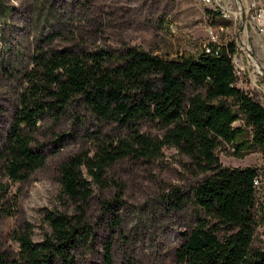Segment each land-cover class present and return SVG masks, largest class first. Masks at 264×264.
<instances>
[{
  "label": "rangeland",
  "instance_id": "1",
  "mask_svg": "<svg viewBox=\"0 0 264 264\" xmlns=\"http://www.w3.org/2000/svg\"><path fill=\"white\" fill-rule=\"evenodd\" d=\"M262 5L264 0H0V148L27 75L36 71L35 56L49 49L80 54L134 46L172 59L196 56L210 43L233 41L237 85L264 107V32L250 17ZM35 125L30 146L44 156L43 165L22 181L13 182L0 171V202L7 211L0 216V255L9 260L17 257L18 233L39 242L49 233L46 214L74 212V203L59 192L58 164L91 151L103 133L121 136L119 128L95 118L75 100L59 114L47 110L38 115ZM139 130L149 136L162 133L148 122ZM214 154L222 166L256 167L255 202L264 212V152L253 147L236 155L232 145L222 142ZM203 176L171 145L162 146L149 160L128 157L113 162L102 185L90 181L91 195L81 207L92 238L75 254L76 264H103L106 242L111 264H180L175 250L194 225L196 211L189 192ZM172 188L184 194L180 208L167 200ZM253 245L264 248L261 224Z\"/></svg>",
  "mask_w": 264,
  "mask_h": 264
},
{
  "label": "trees",
  "instance_id": "2",
  "mask_svg": "<svg viewBox=\"0 0 264 264\" xmlns=\"http://www.w3.org/2000/svg\"><path fill=\"white\" fill-rule=\"evenodd\" d=\"M208 45V52L202 49L196 56L172 59L134 46L80 54L49 49L35 56L36 71L27 75L0 148V171L9 180H25L43 165L44 156L30 142L38 115L47 110L59 114L78 101L95 118L119 128L121 136L103 133L91 151L75 153L58 164L59 192L74 203V212L46 214L49 233L39 242L31 241L28 233H18L17 257L0 255V264H76L75 254L92 238L81 207L91 195L90 181L102 185L113 162L128 157L149 160L164 145L187 155L204 174L189 192L196 208L194 225L183 233L176 260L264 264V248L253 245L256 227L264 226V212L255 202L257 169L222 166L214 154L222 142L232 145L236 155L253 147L264 152V107L237 85L234 42ZM236 120L242 124L232 125ZM145 122L157 125L162 133L149 136L140 131ZM183 196L172 188L167 200L180 208ZM261 202L264 206V195ZM6 213L0 202V216ZM107 243L103 264H111Z\"/></svg>",
  "mask_w": 264,
  "mask_h": 264
},
{
  "label": "built area",
  "instance_id": "3",
  "mask_svg": "<svg viewBox=\"0 0 264 264\" xmlns=\"http://www.w3.org/2000/svg\"><path fill=\"white\" fill-rule=\"evenodd\" d=\"M201 3L203 4H209L212 0H199ZM250 17L252 19H254L255 21H257V23L259 25H262L263 27L259 28L260 31L264 32V5L260 6L257 8V10L250 15ZM213 41V38H212ZM204 52H208L209 51V45H206L203 47ZM253 185L257 188L259 183H258V178H254L253 179Z\"/></svg>",
  "mask_w": 264,
  "mask_h": 264
}]
</instances>
